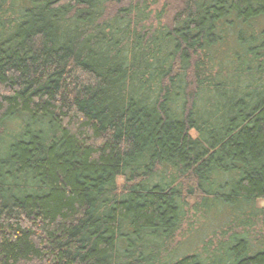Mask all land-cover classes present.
Returning <instances> with one entry per match:
<instances>
[{
    "label": "trees",
    "instance_id": "1",
    "mask_svg": "<svg viewBox=\"0 0 264 264\" xmlns=\"http://www.w3.org/2000/svg\"><path fill=\"white\" fill-rule=\"evenodd\" d=\"M156 3L0 0V264H264V0Z\"/></svg>",
    "mask_w": 264,
    "mask_h": 264
},
{
    "label": "rangeland",
    "instance_id": "2",
    "mask_svg": "<svg viewBox=\"0 0 264 264\" xmlns=\"http://www.w3.org/2000/svg\"><path fill=\"white\" fill-rule=\"evenodd\" d=\"M156 1H157L156 4H154V5L150 4L148 11L151 12V14H150L151 20L149 21V19H148V21L146 22L147 24H150L152 28L158 27V23H160V21L163 25H165L167 23V20L169 19L167 11L169 10L171 4L174 2V0H156ZM157 12L161 13L163 17L165 16V18L160 19L162 17L161 16L160 18L154 19V16H156V14H158ZM165 19H167V20H165ZM118 181L119 182L121 181L120 178H118ZM260 204L262 205V202H260ZM190 222L192 223V217L189 213L188 219L183 220V222L180 224L179 230L177 231V233H175L174 238L170 243L173 248H175V246H177L180 242H182L186 238L187 235H188V237L191 236L189 233L193 232V229H197L199 224H204V222L201 220V222L194 223L193 226L189 227ZM254 227H255V230L250 231L251 234L257 233V231L259 229V226H254Z\"/></svg>",
    "mask_w": 264,
    "mask_h": 264
}]
</instances>
